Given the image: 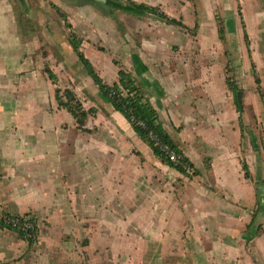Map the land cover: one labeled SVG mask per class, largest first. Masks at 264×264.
I'll use <instances>...</instances> for the list:
<instances>
[{"label": "crops", "instance_id": "0c3cea01", "mask_svg": "<svg viewBox=\"0 0 264 264\" xmlns=\"http://www.w3.org/2000/svg\"><path fill=\"white\" fill-rule=\"evenodd\" d=\"M52 1L64 3L68 21L83 38L81 51L104 83L118 82L120 68L130 73L196 168L195 179L210 182L216 192L187 184H179L176 195L166 192L168 175L184 174L161 164L126 116L102 96L80 69L78 56V62L73 59L71 43H60L56 29L36 35L35 42L22 37L10 0H0V215H28L39 228L30 245L17 231L0 226V264H264V189L258 194L244 177L236 146L243 143L252 176L258 162L256 181L264 179V160L259 152L258 161L254 159L242 136L225 66L220 84L213 73L218 60L205 62L201 53L189 59L186 33L154 14L128 15L118 9L114 18L105 6ZM132 1L157 7L169 19L180 21L186 14V0ZM44 11L35 18L53 20ZM108 14L123 29L114 27ZM12 35L22 38L16 41ZM256 53L253 61L264 89ZM46 67L56 75L55 82ZM58 83H67L87 111L82 124L60 105ZM255 100L262 108L261 97ZM244 104L253 106L248 97ZM206 133H214V141L208 142ZM207 153L210 170L203 160ZM141 159L161 168L163 182L149 183L143 193L139 179H133L135 187L124 191L126 171L130 165L138 167ZM156 184L163 188L157 190ZM240 185L247 189L245 195ZM258 200L260 227L252 236L247 226ZM221 211L230 215L232 227L224 228ZM185 244L196 247L178 252Z\"/></svg>", "mask_w": 264, "mask_h": 264}, {"label": "rangeland", "instance_id": "374dc122", "mask_svg": "<svg viewBox=\"0 0 264 264\" xmlns=\"http://www.w3.org/2000/svg\"><path fill=\"white\" fill-rule=\"evenodd\" d=\"M43 1L44 0H10L12 5V15H14L18 19L21 36L23 37L25 34L26 36L32 37L34 39L36 35L45 33L47 30L54 31L56 29L59 30L60 43L66 41L70 43L71 35L73 34L82 44L83 38L76 32L73 25L68 21L67 14L65 13L63 8L64 3H60V6H57L53 3L52 0H45L47 4H44ZM62 1L64 2V0ZM75 1H77L79 5L92 4L91 0ZM119 1L122 3H127L129 0ZM184 4L186 6V14L185 17H181L180 19V22H182L184 26L174 24L172 25L180 27L181 30L187 35L186 53L189 56L188 58L190 59L191 55H194V53H196V55H199L201 53L203 56L200 57L205 62H209L210 60H218L213 72L214 79L218 83L220 82V84H223L224 81H222L220 76H222L225 71V77L229 78L231 81H234L240 88L243 89L244 101L248 97L249 103H253L254 106H246V104H244L245 115L243 117L245 128L243 133L245 141L250 142V154L254 156V159L258 161V155L256 153L259 152L262 159L264 160V121L262 120V115L260 114V112L264 109L263 105L261 108V103L258 102L260 101V99H258V101L255 100L256 98H259V94L257 85L255 83L254 71L251 65L252 60H254L253 55L255 50L257 51L256 59L258 61V64L260 65V69L259 67L258 69L261 72V76L264 77V0H186ZM94 6L97 7L96 5ZM44 10L51 14L53 20H42L39 18H35V15L37 17H41V14H44L45 12ZM113 11L115 14L117 12H120L118 9ZM63 14H65V17L63 16ZM136 14L138 13H128V15ZM14 16L12 17L14 18ZM109 18L115 25L114 27L117 28L118 26L119 28L123 29V26H120V24H118L119 21H116V19L112 18L111 16ZM126 19L132 20L133 18L131 16H126ZM111 21L108 22V28L113 27ZM122 29L120 30L122 31ZM220 29H223L222 35L220 34ZM245 32H247L248 34L250 46L247 45L246 39L244 38ZM11 38H16V41H18V39H21L16 35H12ZM35 40L36 38L33 41L35 42ZM98 45L100 44L97 43V47ZM100 48H102V46ZM174 48L175 51L179 49L177 45H175ZM11 49L12 48H10V50ZM43 51L44 53H47V50ZM37 53L41 55V53L43 52L40 50ZM74 55L75 56H73V59H76L77 55L75 53ZM78 63L80 69L85 72L86 75H88L83 64L80 61ZM78 63H76L75 67ZM222 65L225 66L224 71ZM88 77L92 80L89 75ZM58 85L61 89L62 95L64 91L68 89V84L66 83L62 85L58 83ZM92 86H94L93 82ZM65 96L66 95L62 97L65 101H67L69 96ZM75 96L78 99L76 94ZM69 104L74 105L75 100L70 101ZM256 112L261 115V119ZM176 129L177 132L180 131V128ZM152 136L154 135L151 134V138ZM205 136L206 139H208V142L214 141L212 138V136H214V133H206ZM242 147V142L238 145V147L236 146V151H238V153L240 152L238 155V159L240 160V162L242 160H246V155L243 153L244 150L242 149ZM140 156L141 155H139L138 158H140ZM144 159L146 160L147 157H144ZM148 159H150V157ZM159 159L161 164L163 163L167 169L168 167H170V162L167 159V161L165 160V156L159 157ZM143 160L139 162V164L137 165L138 167L133 166V164V167H131V165L129 166L128 171H126V174H129V176L124 175L126 177L123 178L124 191L135 187V183L137 181H134L133 179H139L137 185L140 187V190L144 191L143 193H146L149 183L151 184V182H153L155 184L157 181V184H161L163 182V179H161L162 177L160 176V174H162L161 168L151 165V162H146ZM203 160L206 169L210 170V163L212 162V159L208 153L203 156ZM237 163L239 166V161L236 162V165ZM257 167L258 162L254 163V174L252 176V179L249 180L254 187V191H257L255 179L257 174ZM237 168L235 166V169ZM193 170V175L183 173V178H177L173 176V174H169L167 181H169L170 184H165L163 186L164 188L162 186H158L157 184L154 185V187L157 190L163 188L166 192H174L175 195L178 194L179 184L183 186L187 184L196 188H202L203 185L216 192L215 188L212 187V184L210 182L204 183L200 178L197 181L195 179V177H198L195 172L196 168H193ZM131 171H133V173H131ZM170 171H173V168H171ZM135 172L139 174L136 175V178L135 175H132ZM152 172H154L155 175L157 174L155 178L153 177ZM193 181L195 184H193ZM153 183L151 185H153ZM239 191L240 193H242V195H245L247 193V189L242 185L239 186ZM219 196L224 199H226L227 197L225 194L223 196L219 194ZM227 199L230 200V197H228ZM254 210L255 207L254 209H251L252 216ZM226 215L227 212L225 213V215L222 211L219 213V219H224L223 224L225 229L234 225V222L232 221L230 215H228V217ZM4 217L5 216L0 215V219ZM170 218H173V213H171ZM211 222L215 224L214 220H211ZM257 223H259V218H257ZM242 232V230L237 231L238 239L241 236ZM229 236L231 235L229 234ZM224 245L227 247V244H225V242ZM183 247H186V250L191 251L192 248L196 246L186 244L179 245L178 252H182L181 249H183ZM198 247L199 246H197V248ZM200 247H202V245ZM203 247L207 248V245H203ZM228 247L231 248L230 243L228 244Z\"/></svg>", "mask_w": 264, "mask_h": 264}, {"label": "trees", "instance_id": "16d2710c", "mask_svg": "<svg viewBox=\"0 0 264 264\" xmlns=\"http://www.w3.org/2000/svg\"><path fill=\"white\" fill-rule=\"evenodd\" d=\"M111 3L109 4H103L100 2H96L91 0L92 3L96 4L100 7H108L110 9L109 14L115 18V14L113 10L121 9L123 11L132 12V13H151L162 20L175 24L184 26V24L176 19H169L168 15L165 14L162 11H159L157 7H151L145 3H137L135 1L129 0L127 3H122L119 0H110ZM65 17V14H63ZM223 29H220V34L222 35ZM244 38L246 39L247 45L250 46L249 43V37L247 32L244 33ZM71 45L76 52L79 61L83 64L85 67L88 75L91 76V78L94 80L95 84L98 85L99 90L102 94V96L107 99L117 111L122 112L126 118L130 121L132 124V127L137 132V134L140 136L142 140H144L153 150L154 154L159 157H163L162 153L160 152V149L158 146L155 145L154 141L151 138V134H153L155 137H157L160 141L164 143H168L170 146H172L179 154L182 155L183 160L186 163H188L191 167L194 168V165L189 161V159L184 155V153L181 151L180 148L173 142L171 139L169 133L164 129L162 124L159 122L158 119V112L155 109V107L150 103V101L145 96L144 92L142 91V87L138 86L133 79L132 75L125 71L124 69L120 68L118 72V82H115L112 85H108L104 83L101 76L97 73V71L94 69V66L90 62V60L85 56V54L81 51V43L77 39L75 35H71ZM118 62L116 61V64ZM252 68L255 75V83L258 88V94L261 97L263 106H264V89L261 84V79L258 75L256 66L254 61L252 60ZM46 71L49 74L50 78L55 82L57 77L54 74V72L49 68L46 67ZM226 83L228 85L229 90L233 94L234 98V104L236 107V110L239 114V126L242 131L245 128L244 124V91L242 88L238 86L234 81H231L229 78H226ZM66 95L68 97L67 101L63 99L62 96ZM65 96V97H66ZM56 98L58 99L61 106L68 109L74 117L77 119L79 124H82L83 119L87 115V111L83 109L81 102L76 98L73 91L70 89H66L64 93L61 95V89L59 87L56 88ZM75 100V104L71 105L69 104L70 101ZM142 123V124H141ZM167 158L165 157V160ZM168 160V159H167ZM166 160V161H167ZM170 162V161H169ZM170 166L174 167L181 173H185L183 168L179 165H175L172 162L169 164ZM242 165V171L244 173V177L246 179H252V174L249 168L248 163L246 160L241 161ZM196 174H198L197 171H195ZM256 189L257 193L260 194V191H263L264 187V179L262 177H259L256 181ZM262 210V203L258 200V207L254 212L252 222L247 226L248 232L250 231L251 235L254 236L258 230L259 231V223H257V218L260 216V211ZM4 218L0 219V226L13 229L17 231L22 238H24L30 245L34 244L38 238V226L37 222L33 217H29L30 221L34 224V230L27 235L23 231H19L15 228H13L7 220L9 218H19L22 219L24 216L20 215H10L5 214ZM28 216V215H25ZM256 228V229H253ZM253 230V232H252Z\"/></svg>", "mask_w": 264, "mask_h": 264}, {"label": "built area", "instance_id": "2783aa9c", "mask_svg": "<svg viewBox=\"0 0 264 264\" xmlns=\"http://www.w3.org/2000/svg\"><path fill=\"white\" fill-rule=\"evenodd\" d=\"M142 124V123H141ZM154 143L159 147L160 152L164 155L170 162L175 165H179L183 168L186 174L193 175L194 170L188 163L183 160L181 154H179L172 146L168 143L160 141L157 137L152 136ZM2 172V166L0 163V173ZM7 222L15 229L25 232L27 235L34 230V224L30 221L28 216H24L22 219L19 218H9Z\"/></svg>", "mask_w": 264, "mask_h": 264}, {"label": "water", "instance_id": "95a60500", "mask_svg": "<svg viewBox=\"0 0 264 264\" xmlns=\"http://www.w3.org/2000/svg\"><path fill=\"white\" fill-rule=\"evenodd\" d=\"M93 1L100 2V3H103V4H109V3H111L110 0H93Z\"/></svg>", "mask_w": 264, "mask_h": 264}]
</instances>
